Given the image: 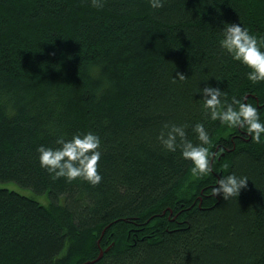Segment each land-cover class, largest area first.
Here are the masks:
<instances>
[{
  "label": "trees",
  "instance_id": "obj_1",
  "mask_svg": "<svg viewBox=\"0 0 264 264\" xmlns=\"http://www.w3.org/2000/svg\"><path fill=\"white\" fill-rule=\"evenodd\" d=\"M239 17L264 35V0H0V184L23 189L0 186V264H91L109 246L94 264H264V140L206 120L215 166L197 177L157 139L165 121L194 138L206 83L264 104L218 44ZM89 129L102 181L51 179L38 145ZM230 171L249 180L226 199L212 187Z\"/></svg>",
  "mask_w": 264,
  "mask_h": 264
},
{
  "label": "clouds",
  "instance_id": "obj_2",
  "mask_svg": "<svg viewBox=\"0 0 264 264\" xmlns=\"http://www.w3.org/2000/svg\"><path fill=\"white\" fill-rule=\"evenodd\" d=\"M148 2L152 9H159L164 6L165 0ZM92 3L102 6V0H92ZM239 21H223V26L219 27V47L233 60L247 67L245 75L248 80L253 83L264 81V35L250 30L240 17ZM176 77L180 80L187 78L183 73ZM216 79L221 81L218 77ZM196 93L202 94L199 100L204 119L190 125L194 138L189 136L188 123L165 121L157 133V139L164 149L173 153L179 150L180 156L191 162V173L203 177L213 171L216 156L211 147L213 134L205 121L218 120L221 125L239 130L245 136H250L253 142L260 143L264 140V118L261 117L264 104L250 102L247 93L229 95L218 84L206 83ZM101 144L100 134L90 129L77 130L70 136L61 133L57 135L54 145H38L39 163L53 180L60 177L68 181L80 178L96 185L103 179V173L99 170L103 155ZM227 167L229 165L225 164ZM248 180V175L236 171L218 173V181L212 187V192L217 195L222 193L226 199L239 197Z\"/></svg>",
  "mask_w": 264,
  "mask_h": 264
},
{
  "label": "rangeland",
  "instance_id": "obj_3",
  "mask_svg": "<svg viewBox=\"0 0 264 264\" xmlns=\"http://www.w3.org/2000/svg\"><path fill=\"white\" fill-rule=\"evenodd\" d=\"M3 185H5V186L7 185V186H9V187H11V188H16V189L19 190V191H23V189H21L17 184H16V185L13 184V183L0 184V186H3ZM13 186H14V187H13ZM44 197H45L44 195H39V196H38V199H39L41 202L46 203Z\"/></svg>",
  "mask_w": 264,
  "mask_h": 264
},
{
  "label": "water",
  "instance_id": "obj_4",
  "mask_svg": "<svg viewBox=\"0 0 264 264\" xmlns=\"http://www.w3.org/2000/svg\"><path fill=\"white\" fill-rule=\"evenodd\" d=\"M109 248H110V246L107 247L106 249H101L100 254H99V256L97 258H94L92 260H89L86 263L94 264L98 259H100L103 256V254H104L105 251L109 250Z\"/></svg>",
  "mask_w": 264,
  "mask_h": 264
}]
</instances>
